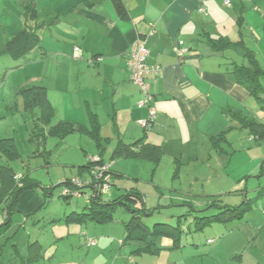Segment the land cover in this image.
<instances>
[{
	"label": "crops",
	"instance_id": "0c3cea01",
	"mask_svg": "<svg viewBox=\"0 0 264 264\" xmlns=\"http://www.w3.org/2000/svg\"><path fill=\"white\" fill-rule=\"evenodd\" d=\"M123 2L127 8L125 17L117 13L113 0H0V24L6 43L25 28L29 6L35 7L38 14L33 23L45 25V19H53L50 24L46 23L51 26L50 42L46 43L48 29L45 25L40 29L42 42L31 52L35 57L38 55L41 71L36 79L40 82L38 84L46 86L56 119L69 121L75 126V130L65 137L54 138L65 140L74 132L86 133L96 143V155L102 154L107 162H111L107 156L110 148L111 159L117 161L115 164L111 162L113 186L120 195L130 191L139 193L140 206L145 210L153 211L148 209L150 202H155L156 198L162 201L163 196H156L158 191L151 187L153 195L150 199L135 184L131 188L121 186L126 184L119 183L118 178L127 176L132 179L130 175H133L136 181L154 184L159 191L163 187L162 178H157L155 173L149 180H144L141 167L139 171H133L134 174L124 172L118 164L121 159L140 162L142 166L147 164L150 172L153 165V172L158 169L155 166L158 163L163 171L162 161L166 155L184 159L187 151V159L193 160L196 154L200 155L196 151L198 143L211 144L223 134L217 147L222 149V154L231 153L229 168L238 157V171L242 160L246 159L255 164L245 172V176H256L259 165L262 169L261 160L264 161V137L257 141L250 133L248 123L255 120L264 124V103L236 80L235 67L257 69L263 86L260 95L264 96V0ZM143 37L147 38V63L153 69L148 81L157 108L156 122L149 131H145L140 123L147 116V110L137 105L144 94L139 85L130 80L126 67L130 47ZM179 40L187 48L182 60L176 51ZM96 57H102V60L93 62ZM62 108L66 114L61 112ZM140 140L161 149L158 162L114 155L119 147L130 146ZM48 152L45 151L46 158ZM89 157L78 166L77 174L61 180L76 175L88 177ZM46 163L47 167L52 165L50 160ZM237 177L241 184L244 176ZM58 186L46 185L47 192L38 187L26 189L18 195L11 224L0 236L7 237L1 245L0 261L7 255L8 260L14 258L25 264L136 262L132 260L137 256L133 254L134 244H130L133 249L129 248L128 257L124 255L121 258L115 254L119 243L126 245L122 244L126 237L123 223H85L78 219L57 218L60 215L36 218L49 206ZM244 191L234 192L243 194ZM115 193L113 196L118 195ZM223 195L212 196L222 199ZM76 207L79 206L70 212L81 211ZM158 207L164 205L160 202ZM17 214L24 217L22 227L33 220L31 233L28 237L21 236L23 244L16 237L20 233H10ZM7 217L5 211L0 222ZM91 239H96V244L90 245ZM160 242L162 247L170 250L182 247L173 248V241L169 238Z\"/></svg>",
	"mask_w": 264,
	"mask_h": 264
},
{
	"label": "rangeland",
	"instance_id": "374dc122",
	"mask_svg": "<svg viewBox=\"0 0 264 264\" xmlns=\"http://www.w3.org/2000/svg\"><path fill=\"white\" fill-rule=\"evenodd\" d=\"M45 20H47L46 23L50 24L53 19L48 17ZM46 23L48 29L46 33L47 43L50 42L51 38L49 29L51 26ZM45 25L42 24V28ZM5 47L4 29L0 24V139H14L17 151L21 155V157L15 158V156H10L0 149V164H9L18 173L29 174L43 185L55 187L64 180H61L63 177L77 174L78 166L85 162L88 155L90 159L96 156L98 151L96 143L88 134L80 132L68 135L65 140L47 137L45 143L43 142L38 135L39 128L36 121V116L40 114V110L39 108L27 109L21 94L22 89L40 83L36 79L41 71H39L38 55L35 57L34 52H31L18 60L7 54ZM139 108H146L147 116L145 119H147L149 107ZM151 108L155 111L156 122L157 108L154 103L151 104ZM61 112L66 114L63 108ZM57 121L55 119L53 124H56ZM220 143L219 140L217 145H220ZM217 145L214 141L211 144L198 143L196 151H199L200 155L197 156L196 154L193 160L187 159V151L184 153L186 154L184 159L180 156L175 159V155H166L162 161L163 171L160 170L158 163L155 164L158 168L157 172H153L154 165L150 172L147 169V164L142 166L140 162L119 160L118 164L124 168V172L134 174L133 171H139L141 167V173L145 176L144 180H149L150 175L154 176L155 173H157V178L158 176L162 178L161 184L163 187L160 191L154 184L136 181L133 175H130L132 179L127 176L118 178L119 183L126 184L121 186L131 188L132 184H135L150 199L153 195L151 187H155V191H158L156 196H163L162 201H160L161 198H156L155 202H150L148 209L154 210H148L149 215L145 216V222L149 225L157 222L179 225L184 233L180 249H166L158 241V246L163 248L161 254L137 255L135 256L136 259H132L136 262L132 264H264V161L261 160L262 169L259 165L256 176L248 178L245 176V172L253 168L255 163L251 164L250 161L247 162L246 159H243L244 161L242 160L237 171L236 163H240V159L237 157L231 168H229L231 153L222 154V149L220 150ZM46 150L49 151L48 158H46ZM227 150L229 151L228 147ZM111 154L112 151L109 148L107 152L108 159L114 164L117 163V161L111 159ZM222 157L225 160H222ZM47 160H50L52 164L49 167H47ZM226 162H228L227 165ZM67 163L74 165H66ZM237 176H244L241 184H239V177ZM63 187L64 185H59L56 188L54 198L49 206L36 218L46 219L58 215L61 217L57 218H62L70 213L75 206H79L76 208L82 210L85 206L86 196H76L71 201H66L61 196ZM242 189L245 190L243 194L234 192ZM116 191L118 193H115ZM114 193L121 194L116 187L111 186L105 197L113 199L118 196H113ZM216 194H224L222 196L223 200H220L218 196H212ZM214 199L220 201H216L215 204L217 205L211 207L210 205L215 201ZM160 202L164 207H158ZM218 205H221V207ZM66 210H69V212L66 213ZM5 211L6 209L3 210V213ZM223 211H225L223 216H220L223 217V221H208L205 219L210 220L212 216H218ZM113 213L118 223H122L123 220L129 218L128 210L122 206H118ZM23 219V216L15 215L10 231V233H20L16 236L20 244L23 242L21 236L28 237L33 227L32 219L28 222V226L22 227V224L24 225ZM6 239L7 237L0 238V252L1 245L5 243ZM209 239L213 240L212 244L208 243ZM95 240L90 245L96 244ZM118 247L119 249L116 250L115 254L121 258L124 255L128 257L129 248L133 249V245L130 244L122 246L119 243ZM6 260H8L7 255H4L2 261Z\"/></svg>",
	"mask_w": 264,
	"mask_h": 264
},
{
	"label": "trees",
	"instance_id": "16d2710c",
	"mask_svg": "<svg viewBox=\"0 0 264 264\" xmlns=\"http://www.w3.org/2000/svg\"><path fill=\"white\" fill-rule=\"evenodd\" d=\"M115 9L121 17L127 15V8L123 0H113ZM37 14L35 7L29 6L26 13V24L25 28L18 34L13 35L7 40L5 52L11 55L15 59H22L28 55L32 50L40 45V29L42 25H37L32 21L36 19ZM31 22V23H30ZM98 57H96L97 60ZM96 62V61H94ZM236 80L245 85L253 95H256L259 100L264 103V96L260 95L263 91V86L260 82V75L257 69H252L247 66H236L235 67ZM21 94L25 100L26 108L29 110H34L39 108L40 114L36 116L37 127L39 128V136L45 143L48 138L60 137L63 138L67 133H71L75 130V126L69 121L59 120L56 124H53L56 119L55 110L50 102L47 88L41 84H34L27 88L22 89ZM250 128V133L254 134V138L257 141L264 137V124L252 120L248 123ZM256 135V136H255ZM50 136V137H49ZM48 137V138H47ZM223 134L214 139L215 145L221 140ZM0 149L5 151L10 156H15V158L21 157L20 153L17 151L16 143L12 138H1L0 139ZM161 149L155 145L149 143H144L140 140L133 145L121 146L114 153L115 156H126L132 158H142L149 159L154 162H158L160 159ZM100 160H104L103 155H98ZM96 165L90 159L88 164L89 176L84 177L82 175H76L72 178H67L61 181L59 185H64L61 196L66 201H71L73 197L71 192L66 193V189L71 188L72 190H80V195L86 196L85 206L81 211H73L65 215L62 219H78L85 223L96 222V223H109L116 222L115 212L118 206L126 208L129 212L128 220H123L122 223L125 228L126 237L122 244H134L136 248L133 254L144 255V254H159L163 248L158 246V241L163 238H169L173 241V248H180L182 246L181 240L183 236V229L177 225L170 224L168 222H157L153 225H149L145 222V216L149 215L148 210L141 207V196L135 191H130L128 193L122 194L114 199H107L105 197L106 193L103 192L99 183L93 177L91 173V165ZM102 164V163H101ZM90 165V166H89ZM73 178H81L82 180H89L90 184L83 187H73L71 185V180ZM111 186H113V169L111 167ZM41 188L43 191L47 192L49 190L45 185H43L39 180L33 178L31 175L19 174L11 165H1L0 164V216L3 214V210L6 209L8 217L0 222V236L9 228L11 224V219L16 212L17 207V197L18 195L26 189ZM52 189H54L52 187ZM109 192V191H108ZM78 196V197H79ZM211 207H213L216 201L214 199ZM221 207V205H218ZM225 211L220 212L217 216H212V219H207L208 221H223V216ZM57 219V220H62ZM204 219V218H203ZM205 221V222H208ZM54 222V221H53ZM52 223V222H51ZM209 244L213 243V240H208ZM1 257V255H0ZM0 264H25V262H18L17 259H10L8 263Z\"/></svg>",
	"mask_w": 264,
	"mask_h": 264
},
{
	"label": "built area",
	"instance_id": "2783aa9c",
	"mask_svg": "<svg viewBox=\"0 0 264 264\" xmlns=\"http://www.w3.org/2000/svg\"><path fill=\"white\" fill-rule=\"evenodd\" d=\"M229 2V0H226ZM146 37L138 38L130 47L127 53L126 67L129 72L130 80L135 82L141 88L144 98L137 102L139 107L148 106L149 107V116L145 120H141V125L145 131H149L155 123V111L151 108L154 97L151 92L150 83L148 81V76L153 69L148 65L147 58L149 57V50L146 47ZM78 50V47H77ZM177 56L179 59H183L187 48L184 45L183 41H178L176 47ZM102 57H98L97 61H101ZM94 62V60H92ZM94 164L92 168V174L95 180L99 183L98 185L102 188L101 190L107 193L111 188V162H104L100 160L98 155L91 158ZM102 163V164H101ZM90 184L89 180H82L81 178H73L71 180V185L73 187L83 188ZM66 193L71 192L74 196H79L80 190H72L71 188L66 189ZM94 241L91 240L90 244H93Z\"/></svg>",
	"mask_w": 264,
	"mask_h": 264
}]
</instances>
